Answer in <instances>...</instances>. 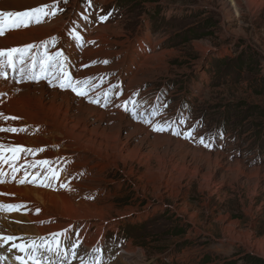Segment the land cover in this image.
<instances>
[{"label": "rangeland", "instance_id": "374dc122", "mask_svg": "<svg viewBox=\"0 0 264 264\" xmlns=\"http://www.w3.org/2000/svg\"><path fill=\"white\" fill-rule=\"evenodd\" d=\"M49 1L65 21L80 14L88 17L81 19L82 26H108L102 33L115 43L113 49L131 45L138 49V57L148 56L137 72V82L128 83L123 77L125 98L112 91L119 85L120 73L125 74L116 69L119 75L111 82L107 106L131 119L135 110L153 122L174 120L180 135L153 131L150 124L135 119L151 134L170 136L173 142L180 139L224 160L222 167L204 168L193 178L172 177L173 191L161 194L146 174L148 166L135 158L92 173L93 186H100L99 192L103 189L100 203L111 208L101 230L102 223L95 219L74 224L71 234L78 231L81 242L77 256L69 254L72 264L96 256L100 264L124 260H129L127 264H225L237 261L241 253L264 257V249L255 244L264 238V0L255 16L245 6L224 13L227 9L217 0H92L91 6L88 0ZM99 15L108 19L101 22ZM102 74L95 73L91 83L98 103H105L104 87L97 84ZM153 104L168 107L152 117ZM190 130L192 137L185 138ZM201 137L210 147L199 143ZM134 142L130 140L127 149ZM172 155H164L169 169ZM156 160L149 162L150 169L157 168ZM236 164L241 173L235 172V166L228 170V165ZM205 175L210 176L207 181ZM4 210L1 213L6 215L19 214ZM234 221L237 230L254 235L230 238L225 228ZM24 236L17 233L22 239L16 241L36 237ZM94 248L100 252H93ZM126 252L133 255L125 259Z\"/></svg>", "mask_w": 264, "mask_h": 264}, {"label": "bare ground", "instance_id": "6f19581e", "mask_svg": "<svg viewBox=\"0 0 264 264\" xmlns=\"http://www.w3.org/2000/svg\"><path fill=\"white\" fill-rule=\"evenodd\" d=\"M98 1L107 3L109 0ZM217 1L222 5V8L227 9L224 13L229 12L232 8L235 10L245 6L252 16H255L262 4L261 0H231L230 3ZM49 2L51 1L0 0V11L24 12L36 7L51 6ZM55 8L58 7L55 6ZM47 10H51V8ZM79 10L81 9L78 8L77 12ZM83 17L84 15L74 14L72 18L65 21L55 11V15L42 17L40 23L33 21L28 27L6 29L4 34L0 35V49L33 44L38 46L31 50L34 53L42 54L47 50L50 55H55L57 51H60L67 57L64 69L73 81L90 78L88 85H81L87 88V97H81L71 89L59 88V81L55 77L60 73L55 66H50L48 69V77L52 79L54 86H50L47 80L43 79L38 82L23 79L18 71L19 64L17 70L4 69L7 79L0 78V113L9 117H17V119L7 121L0 119V127L22 128L25 131L0 132V143L5 146H22L32 150L43 149V151L36 152H21L14 162L11 160L8 163L0 161V180L3 181L0 183V204L21 206L14 210L19 214L14 215L3 214L1 212L4 209L0 208V235L11 233L16 237L17 233L23 232L24 238H31L32 234L35 236L38 234L34 239L15 241V243H26L31 240L39 242L41 237L47 240L50 239L51 234L64 229H72L76 222L88 219L99 220L102 225L98 229L101 230L111 205L100 203V193L103 189L101 188L102 191L99 192L100 186L97 188L93 186L96 182H93L92 173H99L109 166L116 165L118 161L126 163L135 158L139 164L148 166L146 174L149 175V180L155 182V190L160 194L173 191L174 185L170 182L172 177L176 178L182 174L184 177L190 175L193 178L204 168L211 170L217 166L222 167L224 164L220 155L192 149L185 142L179 141L180 139L173 142V138L170 136L151 134L146 127L140 125V122L127 117L118 108L102 106L105 104L104 102H89V98L97 100L95 99L97 89L92 86L95 73H103L98 81L96 78V81L97 84L104 87L105 95L112 89L111 84L113 83L111 82L119 75L116 69L121 68L125 74L121 75L120 73L119 85L112 91L115 93L120 91L119 95H123L122 97L125 98L127 93L122 94L125 87L124 78L128 83L136 80L137 72H140L148 56L138 57L140 55L138 49L132 48L131 45L122 49L118 48V51L113 49L115 43L110 42L106 38L107 36L105 37L102 33L108 26L101 25L97 28L89 24L82 26ZM73 29L79 31L81 42L78 43L70 35ZM51 37H56L55 45L51 42L47 45L43 44L44 41H50ZM105 54L108 55L105 56ZM105 60L108 63H103ZM94 61L96 63H93ZM37 64L32 71L38 73L39 63ZM24 67L27 68V64ZM141 78L138 85L141 84ZM17 80L20 82L17 83ZM101 93L103 92L101 91ZM132 139L135 142L132 147L127 149ZM162 145H164V149H161ZM170 152L173 155L170 156L171 166L169 165V169L164 163V155ZM10 155L11 153L5 151L4 158L8 159ZM152 159L159 161L157 168H151L153 170L149 165ZM38 160H48L51 163L45 166L37 165L35 168L30 167ZM232 166H235V172L241 173V168L237 164L228 165V170ZM13 167L18 168L19 171L13 173ZM49 167L57 170L66 169L61 172L59 180L51 181L52 187L38 186L37 183L25 182L21 184L18 182L20 179H25V172L28 173L27 180H31L37 172L43 177ZM42 177H38L37 181ZM209 177L205 175L203 179L207 181ZM60 183L69 184L72 190L61 188ZM206 186L209 187L210 184L207 183ZM4 211L11 212L8 209ZM54 215L58 216L57 220L45 221L53 218ZM4 216H8V219L5 220ZM9 219L14 222H10ZM221 219L225 220L227 217ZM23 222H29V224L17 225ZM236 228L237 221L228 224L225 228L232 239L254 235V233H244ZM11 243L13 242H8L4 248L0 249V256L4 257L3 260H0V264H4V262L5 264H18L14 259L15 255H24L16 249L8 252ZM255 244L259 249H264V238L257 239ZM132 255L126 252L124 258ZM52 258L56 259L54 256ZM128 261L124 260L119 264H127Z\"/></svg>", "mask_w": 264, "mask_h": 264}, {"label": "snow or ice", "instance_id": "6c2138e0", "mask_svg": "<svg viewBox=\"0 0 264 264\" xmlns=\"http://www.w3.org/2000/svg\"><path fill=\"white\" fill-rule=\"evenodd\" d=\"M66 2V0H65ZM89 6H91L92 0H88ZM51 8V10H47ZM55 5L52 6H42L36 7L29 11L24 12H7V11H0V35H3L6 29H17L20 27H28L33 21L36 23H40L42 17H48L51 15H55ZM109 13L108 15H110ZM108 15H99V21L103 22L108 19ZM83 19L85 21L88 20L87 16H84ZM70 35L79 43L81 42V35L79 31L73 29L70 32ZM51 42L53 45L56 43V37H51L50 41H44L43 44L47 45ZM38 47L37 45L29 44L23 47H15L10 49H0V78L7 79V73L4 69H13L17 70V65L19 64L20 67L18 69L21 77L25 80H32V81H40V80H47L50 86H54L52 79L48 77V69L50 66H55L59 69V75L55 78L59 81V88L61 89H71L77 96L87 97V88L82 87L86 86L90 82L89 79H85L83 81L77 80L73 81L72 77L69 73L64 69V64L67 60V57L60 51H57L55 55H50L47 50H45L42 54L41 53H34L31 52L33 48ZM30 61V63H29ZM37 63H39V72H34L32 69H35ZM93 63H96L95 61ZM103 63H108L107 60L103 61ZM27 64V68L24 66ZM17 83L20 82L19 80L16 81ZM118 87V86H114ZM107 93H105V104L102 106L107 105ZM119 95V93H117ZM90 103H98V100H94L89 98ZM135 103V102H134ZM127 102H125V105ZM168 106L166 104L162 105V107H158L157 105L153 104L151 107L150 115L152 117L160 116L163 114V109H166ZM124 110L127 112L129 109L125 106ZM132 116L134 119H140L145 124H150L153 131L156 132H165L171 130L174 135H180L179 131L175 127V121L165 119L163 122H153L149 120L147 117H144L142 113L138 114L135 110L132 111ZM0 119L5 121L9 119H17V117H9L3 113H0ZM180 123H184L183 120H180ZM25 131V129H17L13 127H0V132H20ZM185 138H191L193 135V130L187 131L184 134ZM199 143L203 144L205 147H210V144L205 143L204 138L201 137ZM5 151L11 153L8 159L4 158ZM36 152V151H43V149H25L22 146L12 147V146H5L4 144L0 143V161L4 163H8L9 160L15 161L18 159V154L21 152ZM50 161L48 160H38L30 167L35 168L37 165L45 166L50 165ZM19 171L18 168L13 167V173ZM66 171V169H53L48 168V171L43 175L42 179L37 181V176L40 175L39 172L36 175L32 176L31 180H27L28 173L25 172V179H20L18 182L23 184L27 183H37L38 186L44 187H52L51 181L59 180L61 172ZM15 179V176H13ZM3 181L0 180V183ZM61 188H69V184L60 183L59 185ZM88 198V197H86ZM21 207L20 205L14 204H0V208L8 209V210H15ZM39 211V209H37ZM72 229H64L60 232H56L51 234L50 239H45L43 237L39 238V242L35 240L28 241L26 243H15L17 238L10 235H0V249L4 248L5 244L8 242L11 243V246L8 248V252H11L12 249H16L20 253H24L23 256L15 255L14 259L18 262V264H72V261L69 259V254L72 258L77 256V249L80 244L79 240V232H76V235L73 236L71 234ZM93 252L99 253V248H94ZM56 259H53L52 257ZM4 257L0 256V260H3ZM81 264H100L99 256L94 257L90 262L83 261Z\"/></svg>", "mask_w": 264, "mask_h": 264}, {"label": "trees", "instance_id": "16d2710c", "mask_svg": "<svg viewBox=\"0 0 264 264\" xmlns=\"http://www.w3.org/2000/svg\"><path fill=\"white\" fill-rule=\"evenodd\" d=\"M225 264H264V257H260L253 253H241L237 261Z\"/></svg>", "mask_w": 264, "mask_h": 264}]
</instances>
